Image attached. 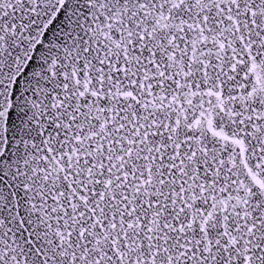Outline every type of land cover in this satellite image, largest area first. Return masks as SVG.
<instances>
[{
    "label": "snow or ice",
    "instance_id": "6c2138e0",
    "mask_svg": "<svg viewBox=\"0 0 264 264\" xmlns=\"http://www.w3.org/2000/svg\"><path fill=\"white\" fill-rule=\"evenodd\" d=\"M0 264H264V0H0Z\"/></svg>",
    "mask_w": 264,
    "mask_h": 264
}]
</instances>
